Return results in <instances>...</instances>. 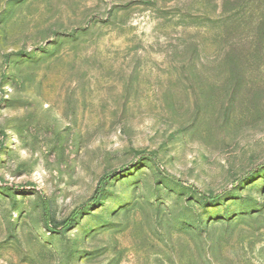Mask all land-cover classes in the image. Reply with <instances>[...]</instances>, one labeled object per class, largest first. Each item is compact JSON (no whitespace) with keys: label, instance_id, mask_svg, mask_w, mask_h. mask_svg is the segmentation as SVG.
I'll return each instance as SVG.
<instances>
[{"label":"rangeland","instance_id":"374dc122","mask_svg":"<svg viewBox=\"0 0 264 264\" xmlns=\"http://www.w3.org/2000/svg\"><path fill=\"white\" fill-rule=\"evenodd\" d=\"M0 264H264V0H0Z\"/></svg>","mask_w":264,"mask_h":264},{"label":"trees","instance_id":"16d2710c","mask_svg":"<svg viewBox=\"0 0 264 264\" xmlns=\"http://www.w3.org/2000/svg\"><path fill=\"white\" fill-rule=\"evenodd\" d=\"M170 176V175H169ZM171 178L178 182V183H184L182 180L180 179H177L176 177H173L171 176ZM108 176L103 178L102 180H100V183H99V187L95 193V195L92 197V199L87 203L85 204V208L86 207H89L91 204H96L99 199H100V189H101V186L108 180ZM196 194H198V196L202 199V200H208V201H213V200H216L217 198H219V195H207L203 192H201L198 188H196L194 185H188ZM42 208H43V216H44V221H45V224L46 226H48L49 228H55V229H58L61 228V229H66L68 228L72 222L76 219L77 215H78V211L72 213L65 221H62V222H59V223H56L54 221V218H53V211H52V206L51 204L48 202V201H44L43 202V205H42Z\"/></svg>","mask_w":264,"mask_h":264}]
</instances>
